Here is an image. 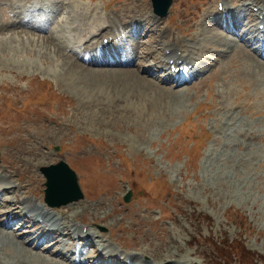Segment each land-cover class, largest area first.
Returning <instances> with one entry per match:
<instances>
[{
  "label": "rangeland",
  "instance_id": "374dc122",
  "mask_svg": "<svg viewBox=\"0 0 264 264\" xmlns=\"http://www.w3.org/2000/svg\"><path fill=\"white\" fill-rule=\"evenodd\" d=\"M11 1L0 2V172L24 189L2 197L0 264H72L73 253L66 260L57 256L65 248L74 249L72 240L60 239L59 245L44 241L47 236L39 232H47L45 223L29 219L26 225L21 218L30 215L24 210L18 209L11 220L3 216L16 213L7 206L19 202L22 194L42 207L46 187L39 170L61 160L77 173L85 197L72 205L44 208L68 225L86 222L110 251L127 247L137 255L135 260L139 256L147 263L155 256L164 264H264V48L254 54L255 47L244 46L254 27L235 6L239 0H225L232 18L219 22L211 17L205 21L209 29L203 25L205 15L217 11L220 0H173L169 15L159 21L161 29L169 27L167 34L181 39L195 36L191 40L198 39L208 53L224 52L213 75L175 89L166 86L176 83L170 76L163 81L165 63L155 22L145 20L151 34L142 30L139 38L136 28L123 27L129 37L120 43L124 46L114 44L112 53L110 47L104 49L114 64L87 65L44 40L47 33L10 27L18 20L8 9ZM72 2L87 15L84 6L101 10L106 5L107 20L109 15L134 17L152 9L151 0ZM48 6L56 11L52 18L58 25L66 16L65 5ZM221 26L229 32H220ZM128 42L140 59L125 70L120 59ZM209 58L218 59L215 54ZM209 58L203 62L210 63ZM238 63L253 74L244 89L234 81ZM152 65L154 71L147 74ZM249 95L248 101L260 109L257 115L236 108L234 99L243 103ZM128 191L133 195L125 203ZM2 224L9 225L6 229ZM96 239L82 249V258L96 253V259L80 264L110 261L112 255H98ZM238 243L245 250L241 257L230 250L239 248ZM224 245H229L225 255L219 252Z\"/></svg>",
  "mask_w": 264,
  "mask_h": 264
},
{
  "label": "bare ground",
  "instance_id": "6f19581e",
  "mask_svg": "<svg viewBox=\"0 0 264 264\" xmlns=\"http://www.w3.org/2000/svg\"><path fill=\"white\" fill-rule=\"evenodd\" d=\"M44 1H46V0H14V1H11L10 5L8 6V9L11 10L10 12L13 14L14 17H16L15 19H18V20L16 21L14 19L16 22H12L11 26L10 25L9 26L13 27L15 25H20V27L22 26L21 28H23V26H24L28 30L29 33L30 32L33 33L32 31L43 33L46 30H48V28L50 26L53 27L54 26V23H52V19L53 18L51 19L50 14H53V13L55 14L56 11L53 10V8H49L48 5H47V8H49V10L46 11V13H47L46 17L41 16V15L38 16V17H32V14H29V17L26 18L25 14H24V13L27 14V13L33 12L34 9H36ZM0 2H1V0H0ZM221 2L223 3V6H224L223 7L224 8L223 12H220L219 9H218L217 11L209 13L208 14L209 16L206 14L205 15V19H204V23H203L204 26L208 22L207 20L209 18H211V17L212 18L213 17L217 18V21H219V22H223V21L226 22L227 18H230V19L232 18L228 14H226V16H224V13H225L224 11H226L228 9V4H227V2H225V0H223ZM246 2H248L247 6L249 8H252V9L258 8V12H260L259 14H257L258 16L261 15L264 12V0H247ZM52 3H54V4H58L59 3L61 6H63V4H64L65 7H66L65 10H67L66 16L64 15L63 18H61V21L58 23V25L56 24L57 28H54V29L51 30L50 35L47 36L48 38H46L45 36H43V37H44V40L46 39V40H49L51 43H53L54 47L59 49L60 52H62L65 56L67 55V57L69 59H70L69 53H71L74 56L77 55L81 61H89V63L94 64V65H99V64L103 65V64H105V62H104V58L105 57L103 58V56L107 55V52H105V50H104L106 48V46L104 47L103 50H99L98 49V45L103 43V41L105 39H108L110 41V39H112V37H114L113 40L107 45V47H110V51H111V50L114 49L113 45L116 44V43H114L115 40H119V41L124 40V35L121 33V29H122V25H124L125 20H126L127 25L132 26L133 29L136 28L137 38H139L141 36V31H142L141 27H142L143 24H145V26H146L145 31L150 36L151 31L149 30L150 29L149 22L150 21L155 22L154 31L157 32V33L160 32V39H161L158 42V45L161 46V50H159L160 47L158 48V50L162 51V53L164 54L163 57L165 56L166 50H172L175 47V48H177L176 51L183 53L182 54V58L184 60H188L189 61L188 63L184 62L183 64L190 65V64H192V62H194L193 60H194L195 57H199L200 56V54H201V52L203 50V46H202V44L200 45L201 42L200 41L198 42V39L191 40V42H193V43H190L189 41L182 40L184 38L181 39L178 36L167 34V29L169 27L161 29V27L159 25V21L161 19L159 17L155 16L150 8H149V12L148 13L141 11V12H138L137 16H134V17H126V15H116V17H115V16H110L109 15L108 16V19L110 20L109 21V20H107L106 16H105V18H106V20H105L104 14H103V11L106 10V5L104 7H102L101 10L96 5H95L94 8L93 7H89L88 8V7L84 6L86 8L87 12H89V14L87 15L86 13L82 12L81 10L78 12L77 11V7H75L73 5L72 0H61V1L60 0H52ZM219 4L220 3L217 4L218 8H219ZM55 7H56V5H55ZM41 9L44 10L43 8H41ZM58 10H60V8ZM91 11H92V13H91ZM60 13H62V12H60ZM90 14H92L91 18L94 21L93 25L90 23V19L88 18L90 16ZM236 15L238 16L239 13H237ZM20 16H22L23 18L21 19ZM55 17H54V20H56V18H57V17L56 18ZM258 18L260 19V25H262L264 23V16L262 17V20H261V17H258ZM10 19L11 18H9V20ZM57 20H59V19H57ZM145 20H149V22H145L144 23ZM205 21H206V23H205ZM55 22H58V21H55ZM69 25H71V27ZM208 25H206L207 29H209V27H210ZM213 25L215 26V24H213ZM220 30L222 32L223 31L229 32L228 30H224L223 27H220ZM22 32H25V31H22ZM133 32H134V30H133ZM34 35H35V33H34ZM169 36H173V38L170 37L171 39L169 41H167L166 43H164L163 38L164 37L168 38ZM98 38H100L99 41H97L96 44H94L93 41L96 40V39L98 40ZM127 38H129V37H127ZM260 39H261L260 35L256 36L255 34H253V36L250 37V39H248V41L243 42V44H244L245 47H249L250 44L253 45V44H256L257 42H260V41H258ZM243 40H245V39H243ZM123 43H125V42H123ZM257 44H260V43H257ZM139 46H141V45H139ZM134 47L130 46L129 53L124 57L123 60H121V62H124V61L126 62V64H127L126 66L131 65L132 63H135V61H137V59L139 58V56H138V54L136 52V49ZM96 49L99 50V54L101 55V57L99 56V57H97V59H93V58H91L89 56V52H92V51H94ZM259 49H254L252 51L254 52V54H256L257 50H259ZM158 50H157V52H158ZM124 51H125V49H124ZM176 51H172L171 55L169 57H167V59H169L168 60L169 62L167 63V65H170V61L173 60L172 64H174L176 67L179 66V64H178L179 61L171 59ZM154 53H156V51ZM230 53H231V51H230ZM148 54H150V53H148ZM261 59H262L261 61H263L262 65H264V55L261 56ZM114 62H115V60L112 59L109 63H114ZM118 64H119V62H118ZM194 64H195V62H194ZM155 65H152L151 67H149V69L145 70V72L147 74H149L151 71H154L153 69L151 70V68L153 66H155ZM236 66H237V68L233 70L237 74L236 77H234V79H235L234 81L238 82V83H242V88L244 89V88L247 87L245 84H243V83H245V81L249 82V83H250V81H253V80H248L249 78H252V77H250V74H252V72H250V70H248L245 67V65H244V68L239 69L241 67L240 63H238V65H236ZM93 67H95V66H93ZM237 69H239V70H237ZM125 70H126V68H125ZM216 71H217V68L214 70L213 74ZM245 74H248V75L246 76ZM168 76L171 77V81H175L176 83H179L178 86H180L183 83H186V80L182 76L175 75V74H168ZM249 85H251V84H249ZM176 88H178V87H176ZM248 98L250 99L251 96L249 95ZM255 104H256V102H255ZM251 106H252L251 107L252 109H255L253 104ZM261 111H262V109H261ZM7 174L9 175V173H7ZM9 178H12V176L9 175V177H6V176L4 177V176H2V173L0 172V210H4V208H5L1 204L2 201H5V200H2V197L4 198V196H3L4 194L5 195L6 194L9 195V193H11V192H15L17 190H21V189L23 190L24 189L22 187L21 183L16 184L15 182L10 181ZM22 196H23V194H22ZM14 202L15 201L12 202L13 204H11V202H10V205L7 206V209L8 208L9 209H14V211H16V213H14L13 210H10L7 213L6 212L3 213V216L7 220H11L19 212L18 209L19 210L21 209V208H18V206H17V205H19V207H20V203L18 201H16L15 203ZM21 204L23 205V210L24 211L25 210L30 211V209H31V212L34 213L35 216H37L38 218L44 219V221L46 222L47 226L51 225V229L48 232H45V230L40 232L41 236L42 235L47 236L46 238H43V240L45 239L44 241L51 242L54 245H59L61 236L64 235L65 237H72L73 235H77L78 238H77V241L75 242V247H74V249L72 248L74 251L72 249L65 248V250H66L65 252L63 251V252H60V253L57 254V256L60 257L62 260H66L68 254H71V253L76 254V255H81V254L84 255L85 251L82 252L83 250L80 251V249H85V248H88L89 246H93L95 244V239L97 237H99V235L97 234L96 231H92V230L88 229V231L84 232V230H83L84 228H81V229L75 228L74 226H69L67 224V222H63V218L62 217H60L59 219H56L54 216H52L50 214L51 212L50 213L46 212L43 209H41L38 206H36L34 201L32 199H30L29 197H23V200H22ZM24 221H25L26 225H27V223H29L27 220H24ZM8 225L9 224H6V225L2 224V226L4 228H6V229H7ZM40 233H39V235H40ZM36 235H37V233H36ZM107 247H108L107 245L103 244L102 245V251L99 250V252H101V254L103 255V252L107 250ZM92 248H94V247H92ZM33 250H36V249H33ZM99 252H98V255H99ZM46 256H47V254H46ZM142 256H145V255L143 254ZM96 257H97L96 253H93L86 260H84V262L86 263V261H88V260L90 261V260L96 259ZM136 257H137V255L133 256L131 253H126V256H125L126 263H124L120 259L117 258V255H113L112 257H110V259H109L110 261H106L105 264H112V261H113L114 264H138V263L135 262V258ZM150 260H151L150 263L145 262V263H142V264H164V262H158L157 259L155 258V256L150 257ZM154 260H156L158 263H156ZM97 261H94L93 263H95ZM79 263H81V262L79 261Z\"/></svg>",
  "mask_w": 264,
  "mask_h": 264
},
{
  "label": "water",
  "instance_id": "95a60500",
  "mask_svg": "<svg viewBox=\"0 0 264 264\" xmlns=\"http://www.w3.org/2000/svg\"><path fill=\"white\" fill-rule=\"evenodd\" d=\"M154 13L160 17L168 15L173 0H152ZM47 187L44 191L45 201L52 207H61L84 198L76 173L65 161L40 169ZM131 193L125 202L131 200Z\"/></svg>",
  "mask_w": 264,
  "mask_h": 264
},
{
  "label": "trees",
  "instance_id": "16d2710c",
  "mask_svg": "<svg viewBox=\"0 0 264 264\" xmlns=\"http://www.w3.org/2000/svg\"><path fill=\"white\" fill-rule=\"evenodd\" d=\"M227 244V243H226ZM238 246L239 248L235 249L234 247H230V250L235 253V255L241 257L244 253H245V250L243 249V245H241L240 243H238ZM225 247H229V245H224V247H220L219 248V252L221 254H227L228 251H226Z\"/></svg>",
  "mask_w": 264,
  "mask_h": 264
}]
</instances>
